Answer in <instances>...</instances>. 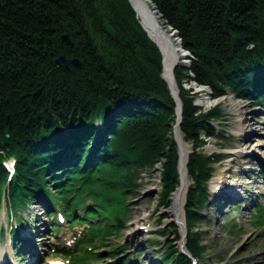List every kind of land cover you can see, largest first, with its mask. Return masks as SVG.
<instances>
[{
  "label": "trees",
  "instance_id": "obj_1",
  "mask_svg": "<svg viewBox=\"0 0 264 264\" xmlns=\"http://www.w3.org/2000/svg\"><path fill=\"white\" fill-rule=\"evenodd\" d=\"M151 1L194 56L197 83L210 86L217 98L231 90L238 99L264 104V0ZM139 21L129 0H0V148L19 162L12 203L45 205L52 216L51 206L77 185L84 188L79 196L95 190L97 212L111 214L92 240L101 238L104 246L128 220V188L135 189L138 181L133 165L151 169L164 160L163 204L181 182L170 136L177 105L161 78L163 56ZM64 35L77 48L64 42ZM64 54L80 60L83 69L64 61L58 67L72 69H59L55 60ZM180 93L182 131L201 146L206 143L201 132L215 136L213 121L223 115L220 108L197 115L193 97L183 89ZM223 158L221 153L196 155L188 164L195 181L187 197L190 230L204 222L198 207L210 204L206 179L211 164ZM2 167L0 161V205L7 178ZM254 224L264 227L260 207ZM172 229L176 240L169 242L165 262L175 258L191 264L177 247L181 234ZM170 232L160 233L168 237ZM200 235L188 236L186 249L194 257L206 250ZM125 251L116 246L111 256L117 264H125ZM92 257L102 259L98 253Z\"/></svg>",
  "mask_w": 264,
  "mask_h": 264
},
{
  "label": "rangeland",
  "instance_id": "obj_2",
  "mask_svg": "<svg viewBox=\"0 0 264 264\" xmlns=\"http://www.w3.org/2000/svg\"><path fill=\"white\" fill-rule=\"evenodd\" d=\"M142 1L144 5H146L147 1L148 7L153 10L156 17L159 19V25L161 24L162 27L169 31L172 29L175 31L173 33L179 35L178 31L163 19L157 6L151 0ZM145 7H147V5ZM139 20L142 26L143 22L140 18ZM142 28L149 34L144 25ZM151 39L155 43L156 39L152 37ZM157 41L159 40L157 39ZM178 41L182 45V52L187 56L189 55L191 60H188L187 65H177L173 71V79L178 85L177 91L174 90L171 77H166L168 70L166 49L162 47L163 51L161 49L159 50L163 56L161 78L167 84L170 94L177 105V119L171 124L172 132L170 136L175 139L179 156V175L181 177V171L183 179H181V182L179 181V185L169 197L168 202L163 204L165 193L162 176L164 160L151 169L140 168L133 165L131 169L132 174H136V179L138 181L134 186L135 189L128 188V191L130 190V198L129 203H127L128 220L125 222V228H122L118 236L113 235L108 237V245L104 246V242L101 238H96L92 241L94 254H100L102 259L100 261H85L84 264H115L117 260L113 261L111 253H113L112 251L115 250L116 246L120 249L123 247L127 248V251L121 254L124 257H121L122 262H126V264H178L175 258L165 262L169 242H174L176 240L175 230L172 229L174 227H177V230L181 234V240L177 243L180 253L189 257L192 262L194 259L197 264H264V227L260 229L256 228L254 219L256 210L259 207L253 210V207L257 204H259L260 207H264V104H254L253 102L238 99L231 90H228V93L221 98L214 97L213 89L210 86L197 83L192 67L194 56L184 48L182 39L179 36ZM59 69L68 72L72 68L69 70L65 68ZM170 74L172 76V73ZM177 81H179L181 85ZM203 87L208 88L210 99L209 96H206L205 101L200 103L199 99L201 95L197 94V88L201 89ZM180 89L189 92L190 96L193 97L192 104L196 109L195 113L197 115L200 113H207L215 107L220 108L223 115L221 119L213 121L212 125L216 132L215 136L210 137L206 132H201L200 137L206 141V143L201 146H196L193 141L187 140L186 134L182 131L181 126L183 123L184 104L183 100L180 98ZM207 99L210 100V104L205 103L209 101ZM230 99H233V101L238 104L233 101L230 102ZM245 130H248L247 133H238L239 131L245 132ZM251 130L253 131L251 132ZM258 142L261 143L259 148L256 146ZM183 146L189 147L187 160L185 162L183 160ZM242 152H244V154H242ZM217 153L225 155V158L217 164H211L213 172H211L209 174L210 176L206 179V193L210 200V204L207 206L202 204V206L198 207L199 211L205 217L204 222L202 224L196 223L190 230L186 220L187 234L183 235L182 226L180 224L178 225V223L183 224L178 212L180 192L184 179L187 178L189 180L188 190L186 193L185 205L182 207L186 218L185 213L188 193L195 186L194 177L191 174L188 164L196 155L213 157ZM1 159H5L10 165L16 167V157L14 155H2ZM1 159L0 161H2ZM212 180L213 182L219 180L217 185H219L221 189V193L217 195L215 199H213L211 195V189L216 185L210 183ZM8 181H10L9 178L4 180L3 187ZM52 187L53 186H51V188ZM87 191L92 193L95 197L98 196L95 190L88 189ZM174 193L172 205L171 198ZM234 193L237 195H234ZM232 195L235 196L234 199L231 198ZM237 196H239L240 199L235 201V198H238ZM65 199H61L55 207H51V210L53 208L55 212L60 210L59 206L66 205ZM33 204L29 202L23 203L22 207L17 209V215L15 214V221L13 222H11L10 219L9 222L7 217L3 218L4 220L0 219V226L3 228L2 231L5 232L3 233L0 231L2 236L0 242L1 250L5 253L6 258L10 256H7L9 254L7 234L11 232V224L14 229H16L15 227L17 226L20 231L22 230L27 233L32 232L33 234H35V232L39 233L37 237L33 235L32 240L34 239L33 244H39L40 249L36 255L39 256H37V258H39L40 264H46V260L48 259L65 258V256L49 255L50 249L47 247L52 242L49 238L51 237L50 228L54 226L53 222L55 217L49 218L47 216V210L44 205ZM171 205L173 206L174 212L172 218L169 213ZM74 210L75 209L72 208V211ZM62 211L64 212V209H62ZM8 213H10V211H8ZM83 214L84 211L81 210L78 215ZM109 217H111V214L107 211L104 219ZM144 223L145 225L142 226L141 224ZM105 224L106 222L103 223V225ZM145 226H151L150 233L146 231L145 233L140 232ZM36 227L39 229L37 230ZM164 230H172V232H170L168 237H163L160 232ZM58 232L59 229L53 236L57 237ZM190 232L197 234L201 233L200 246H206V250L201 253V257L192 259L193 255L190 254L188 250L187 253L183 252L181 249L183 236H185L187 246ZM39 239L40 241H38ZM81 251L82 249H80L78 256H80ZM26 255L31 258L36 256L30 252V248L29 252L27 249ZM192 262L191 264H193Z\"/></svg>",
  "mask_w": 264,
  "mask_h": 264
},
{
  "label": "bare ground",
  "instance_id": "obj_3",
  "mask_svg": "<svg viewBox=\"0 0 264 264\" xmlns=\"http://www.w3.org/2000/svg\"><path fill=\"white\" fill-rule=\"evenodd\" d=\"M130 3L133 5V7L135 8V10L137 11L138 13V16L139 18L142 20L143 22V25L145 26V28L148 30L150 36L154 39H156L155 43L157 44L158 47H160L159 49H161L163 51V48L166 49V61H167V73H166V77H171V80H172V84H173V87H174V90H178V85L176 84L175 80L173 79V71L175 69V67L177 65H187L188 64V60H191L190 56L186 55L184 52H182V45L181 43L178 41V36L173 33L172 31H169L167 29H165L164 27L161 26V24L159 25V19L158 17H156V14L153 12V10L150 9V7H148L149 5L147 4V1H146V5L147 7H145L146 5L143 4V1L142 0H129ZM145 3V2H144ZM149 8V9H148ZM148 34V35H149ZM68 36V35H67ZM70 37V36H69ZM71 39V38H70ZM157 39L159 41H157ZM72 40V39H71ZM163 47V48H162ZM67 59V58H66ZM75 60H78V59H75ZM74 59L73 60H69V61H75ZM80 61V60H79ZM65 62V61H64ZM71 63V62H70ZM73 64V63H72ZM61 65V64H60ZM78 65V64H77ZM74 64V66L78 67V68H83V64H81L80 66L82 67H79ZM172 73V76L171 74ZM197 94L201 95V98L199 99V102H204L205 101V97L206 96H209V99H210V92L208 90V88H197ZM207 99V100H209ZM233 99H230V102H232ZM235 102V101H233ZM205 103L207 104H210V100L209 101H206ZM237 103V102H235ZM238 104V103H237ZM216 108V107H215ZM248 131V130H247ZM247 131L245 130L244 131H239L238 133H247ZM253 130H251L252 132ZM237 133V134H238ZM261 142V141H260ZM258 142V144H256L257 148H259V146H261V143ZM183 151H184V162L187 160V154H188V151H189V147L187 146H183ZM242 151V150H241ZM237 153V152H236ZM181 154V153H180ZM242 154H244V152H242ZM2 155H4V152L3 150L0 148V159L2 157ZM1 164H2V168L4 169L6 167V165H9L10 163L7 162L5 159H1ZM180 162H181V157H180ZM18 159L16 157V167H8V172L13 175L15 178H19V169H18ZM187 166V165H186ZM7 168V167H6ZM181 169V168H180ZM181 179H183L182 177V173H181ZM219 180H216L213 182V180L210 182L212 184H216L212 187L211 189V195L213 196V199L216 198L217 195H219L221 193V189L219 188V185H217ZM188 184H189V180L187 178L184 179V183H183V186H182V190L180 192V199L178 201V205H179V217H180V220L183 224L181 223H178V225L180 224L182 226V231H183V235H186L187 234V226H186V218H185V215H184V211L182 209V207H184L185 205V201H186V193H187V190H188ZM47 187V186H46ZM7 190L10 192V190L12 191L11 189V186H10V183H9V186L7 187ZM221 196V195H220ZM86 200L83 199V203H85ZM38 203V202H37ZM74 203H77V201H74ZM79 204V205H81ZM34 205V204H33ZM38 205V204H37ZM22 207V205L20 204L19 205V208ZM38 207V206H37ZM41 209V208H40ZM46 209V208H45ZM38 214V213H37ZM40 214V213H39ZM186 214V213H185ZM3 218L5 217H0L1 220H4ZM30 218V217H29ZM42 218V217H41ZM28 219V218H27ZM44 219V218H43ZM176 223V222H175ZM41 224V223H40ZM142 226L145 225L144 224H141ZM140 227V226H139ZM41 228V227H40ZM2 226H0V231H2ZM39 229V228H38ZM37 229V230H38ZM145 229H148V232L147 233H150L151 232V226L147 227L145 226ZM143 231H146V230H140V232H143ZM24 235H26L27 233L26 232H23ZM39 235L38 232H35L34 236H37ZM148 235V234H147ZM1 234H0V242H1ZM23 241L26 240V239H30L28 236H23ZM35 238V237H34ZM34 240V239H33ZM36 240V239H35ZM40 241V239L38 240ZM186 241V239H184V242ZM9 244V255L12 254V248L10 247V242H8ZM183 242L181 244V249L182 251H186V242L183 246ZM35 244L33 243H30L29 244V247L30 248H34ZM183 246V247H182ZM150 249V248H149ZM151 253V252H150ZM148 255V254H147ZM153 255V254H152ZM154 256V255H153ZM150 260V259H149ZM10 263V260H8V258L6 259V255L5 253L1 250L0 248V264H9Z\"/></svg>",
  "mask_w": 264,
  "mask_h": 264
},
{
  "label": "water",
  "instance_id": "obj_4",
  "mask_svg": "<svg viewBox=\"0 0 264 264\" xmlns=\"http://www.w3.org/2000/svg\"><path fill=\"white\" fill-rule=\"evenodd\" d=\"M169 28V27H168ZM172 32H175L174 30H172V29H170ZM146 31V30H145ZM148 34V33H147ZM178 35V34H177ZM149 36V35H148ZM179 36V35H178ZM150 37V36H149ZM63 41L64 42H66V43H68L70 46H72V47H75L76 45H75V43L70 39V37L69 36H67V35H64L63 37ZM67 57H66V55L64 54V55H62L61 57H59L57 60H56V65H57V67H58V65L59 66H61L60 64L63 62V61H65L64 63H66V64H68V63H73V64H75V65H77V66H79V67H82V66H80L82 63H81V61H79V60H75V61H69V60H71V59H66ZM76 67V66H75ZM60 68V67H59ZM78 68V67H77ZM79 69H83V68H79ZM66 70H69V68L68 67H66ZM70 71V70H69ZM184 239H185V236H183V240H182V242L185 244V242H184ZM184 244H183V246H184ZM182 246V247H183Z\"/></svg>",
  "mask_w": 264,
  "mask_h": 264
}]
</instances>
